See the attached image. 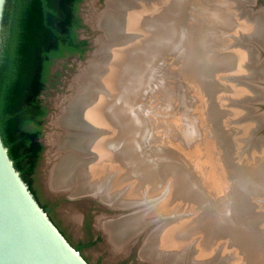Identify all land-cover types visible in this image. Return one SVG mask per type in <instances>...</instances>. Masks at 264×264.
Wrapping results in <instances>:
<instances>
[{
    "label": "rangeland",
    "instance_id": "374dc122",
    "mask_svg": "<svg viewBox=\"0 0 264 264\" xmlns=\"http://www.w3.org/2000/svg\"><path fill=\"white\" fill-rule=\"evenodd\" d=\"M91 1L84 0L79 8L83 26L79 29L78 35L79 38L88 41V49L83 54H69L55 59L46 88L41 95L42 103L48 110L41 137L45 149L31 178L32 187L37 193L40 204L48 208V214L54 223L73 245L82 248L83 256L91 264H159L160 262L163 264L160 259L152 256L144 258L142 251L146 244L151 243L150 236L171 221H183L179 227H183L182 231L191 228L197 230L193 232L194 236L190 237L193 240L191 244L186 245L180 252L181 264H189L188 259L191 257L188 256H193L198 251L195 244L200 239L208 241L209 236L215 239L214 244L212 241V246L209 247L212 248L211 259L193 264L217 262L223 264L237 259L239 261L231 264H242V262L252 264L251 259L254 256L258 264H264V216L261 220L264 215V182L260 183L258 179L254 183H249L243 179L249 178L260 164V159H264V152L259 148V143L264 142V76L259 81L255 76H241L245 66L244 60L240 61L238 69L228 73L225 69L222 72L216 69L212 78L208 79L209 83L200 85L196 82V77L194 78L186 70L187 67L182 66L181 59L172 58L170 53L165 51L164 63L160 64V66L164 64L161 66L163 74L160 75L159 72L160 77L157 76L159 80L155 78L157 82L152 80L149 83L152 87L145 85L143 89L135 92L134 116L132 115L131 122L132 152L135 155L128 163V168L133 170L134 176L128 178L126 187L123 185L121 190L131 186L138 187V183L143 181V188L139 189L141 202L123 203L120 198L126 189L122 191L123 193L119 192L118 195L110 198H105L106 194L101 195L103 189L102 193L110 191L116 175L123 172L119 162L113 164L114 166L110 168L111 172H108V166L103 167L99 172V178L105 179L102 181L106 182L99 190L75 193L76 195L71 193V195L67 188L57 192L48 188L46 178L52 166L66 157L64 155L66 151L62 152L59 142L62 135L69 134V131L66 134L63 132L69 127L65 121L61 123L60 120L68 111V101L73 92L72 82L98 48L97 39L101 31L91 22L90 15L92 16L91 11H93ZM105 1L97 0L96 5L102 7ZM154 1L151 0L148 4ZM158 2H162L165 6L171 5L169 7L171 10L177 8L174 4H170L171 0H158ZM223 2L233 9H238L237 18L240 21L246 20L245 16L253 18L258 13L264 14V0H187L186 19L180 17V11H176L174 19L169 17L164 21L172 23L175 20L176 28L199 31L204 35L207 34L209 25L214 24L211 12ZM139 4H145V1ZM221 30L222 28L217 32L214 31L210 37L205 35L204 43L210 51L226 49L227 43L232 41L231 34H220ZM226 39L228 41L224 46ZM172 44L174 42L170 45L168 41L167 45H170L168 48L171 49ZM238 44L251 48L254 54L261 56L262 63L264 62V50L255 48L254 39L251 37L239 39ZM205 56L199 57L203 60ZM254 60L252 67L258 65V59ZM239 71L241 73L237 74ZM213 82L214 86L221 85L224 88L218 86V91L213 96L211 94L210 99L209 88ZM154 85L158 87L155 88ZM205 86L208 88L206 89ZM241 86L254 88L260 93L252 98L246 93L238 96ZM242 109L247 112L241 117L242 114L239 113ZM256 117L261 121L258 122L255 130H251V123L248 120ZM148 126L153 129L146 134L145 128ZM102 134L104 136L101 137L103 138L101 142L113 133L104 130ZM126 137L128 139L130 134ZM89 150L93 148L89 147L85 151ZM85 157L91 162V167L100 159V155L94 158H90V155L83 156ZM89 169L90 172L92 169L90 167ZM91 173L93 174L92 171ZM107 175L110 176L109 179L106 178ZM83 179L88 178L85 175ZM83 183L86 184L85 181ZM250 187H255V190L250 191ZM167 192L169 195L166 197ZM164 201L168 203L166 205L168 211L161 212L160 209L157 218L145 222V228L142 226L131 229L128 235L121 238L122 241L128 240V242L132 239L127 250L123 247L115 250L108 243L107 233L101 226L103 221L107 220L118 225L119 222L127 219L122 214L123 209L131 207L143 209L147 206L143 210L146 211ZM69 208H76V211L78 209L77 222L66 216ZM127 212L126 209L125 214ZM245 213L246 217L248 215L250 217L243 227L241 224L243 218L240 214L245 215ZM233 214L234 217H229ZM229 222L234 228L240 229V234L243 229H249L250 233L243 237L246 240L245 237L249 236L246 246L234 242L235 232ZM142 232L143 234L140 235ZM204 246L208 248V245ZM150 253L161 255L166 252L155 250Z\"/></svg>",
    "mask_w": 264,
    "mask_h": 264
},
{
    "label": "bare ground",
    "instance_id": "6f19581e",
    "mask_svg": "<svg viewBox=\"0 0 264 264\" xmlns=\"http://www.w3.org/2000/svg\"><path fill=\"white\" fill-rule=\"evenodd\" d=\"M141 1H145V4H139ZM150 1L151 0H106L102 7L96 5L97 0L91 1L93 9V11H91L92 16L90 15L91 22L95 28L101 31L97 39L98 48L91 54L87 64L83 66L80 72L75 76L72 82L73 92L67 105L68 111L60 120L61 123L65 121L69 129L72 128L73 130H77L78 133H88L89 135L87 138L89 139L81 138L79 141L69 140L67 146L63 148L64 150L61 149L62 152L66 151L64 154L66 157L52 166L46 178L47 186L51 191L57 192L58 190L67 188L70 194L76 195L75 193L99 190L106 183L102 181L105 179L101 180V177L99 178V172L106 166L109 167L108 172H111L112 170L110 168L114 166L113 164L119 162L121 164L120 166L123 168V172L116 175L110 191L102 193L104 192L103 189L100 193L101 195L106 194L104 195L105 198L113 197L116 194L118 195L119 192L123 193L122 191L126 188L121 190L123 188L122 186L126 185L128 178L134 176L133 170H129L128 168L129 161L132 160V156L135 155L132 152L131 140L134 94L139 89H143L145 85H150V87H152L151 84H149L152 80H155V82L159 80L157 76L159 72L161 73L160 75L163 74V68L161 66L164 64L161 66L160 64L164 63L165 51L169 52L172 58L178 57L181 59L182 66L187 67L186 70H188L191 73L190 75L194 78L196 77V82L200 85H203L202 83H204V85L208 84V79L210 77L212 78L217 70L222 72L225 69L228 73L231 70L238 69L241 60H244L245 64L242 72L243 74L240 71L237 74L241 73V76H255L258 81L263 78L264 62L262 63L261 56L254 54L251 48L238 44L239 39L251 37L256 41L255 48L258 47V49L264 50L263 13H258L253 16V18L245 16L246 20L240 21L237 18V16H239L238 9H233L223 2V4H220L221 6L211 12L214 24L211 23L207 34L203 35L199 31L194 32L180 27L176 28L174 25L175 20L172 23H166L164 21L169 17L174 19L176 11H180V17L186 19L188 14L186 10L188 4L187 0H171L170 4H174L177 7L175 10L169 8L171 5L165 6L162 2L159 3L158 0L148 4ZM241 15L244 16L242 13ZM201 25L204 26V24ZM221 28L220 34L230 33L232 41L227 43L228 47H226V49L223 48L219 51H210L207 48V44L204 43V37L205 35L210 37L214 31L217 32L218 29ZM168 41L170 45L174 42L171 49L168 48L170 46L167 45ZM227 41L226 39L224 46H226ZM219 45H222V43H219ZM260 50H258V54H260ZM199 56L205 57L201 60ZM255 58L258 59V61L256 60L258 65L252 67V62L255 61ZM218 67H222V69ZM189 72L187 73L189 74ZM206 73H210L211 75ZM164 76H166L165 73ZM218 86L221 87V89L224 88L221 85ZM218 86H214V82L213 85L210 84L208 95L210 99L211 94L213 96L215 92L218 91ZM205 88L207 89L208 87L205 86ZM240 88L242 89L238 96L246 93L249 94L248 97L252 98L260 93L254 90V88L247 86H241ZM213 89H215L214 93H212ZM246 112V110L242 109L239 115L242 114V117L243 114L246 115ZM248 121L251 123V130H255L261 119L256 117ZM152 129V127H146V134ZM104 130L113 134L107 136L101 142V139H103L101 137L104 136L102 134ZM128 134H130V139L126 137ZM248 134L250 133L248 132ZM229 138H231L230 135ZM259 144V148L264 152V142L261 141ZM89 147L100 153V159L95 161L92 167L91 162L86 160V157L83 158V156H86L85 150H88ZM76 149L84 150V152L79 150L78 153ZM74 150L76 153L72 154ZM67 151H70V153ZM67 154L69 155L67 156ZM89 167L92 169L91 171L93 174L91 171H88ZM84 174L88 178L87 180L83 179L85 176ZM108 175L106 178L109 179L110 176L108 177ZM243 179L246 182L249 181V183H254L259 179L260 183H263L264 159H260V164L249 178ZM81 180L83 182L85 181L86 184ZM142 182L140 181L138 183V187L131 186L126 189L122 194V198H120L121 201L123 203L141 202L142 197L140 196L141 193L139 194V189H141V187L143 188ZM206 187H208V185ZM254 190L255 187H250V191ZM209 192L211 193L212 191ZM166 205H168V203L164 201L163 203H159L157 207L142 211L134 216H126L127 219L119 222L118 225L107 220L103 221L101 226L107 233L108 243L112 245L115 250H118L120 247L127 250V246L131 244L130 242L132 239L128 242V240L122 241L121 238L128 235L129 230H134L138 227L141 228L142 226L144 227L145 222L157 218L160 214V209H162L161 212L168 211L169 209ZM77 211L76 208H69L66 212V216L77 222L79 220ZM240 215L243 218L241 224L245 227L244 223L250 216L248 215L246 217V213L245 215ZM232 216L234 217L235 214L229 217ZM181 222L183 221H171L163 228H159L158 232L156 230V232L150 236L151 243L144 244L145 247L142 251L143 257L147 259L152 256L160 259L163 264H181V259H179L180 252L184 250L186 245L191 244L193 240L190 237L194 236L193 232L197 231L195 228L182 231L183 227L179 228ZM154 223H156V221ZM229 224L232 227L231 229H234L235 232V236L233 237L234 242H240L246 246L249 236L245 237L246 240L243 237L247 235V233H250L249 229H243L240 234V229L234 228L231 222H229ZM225 229L229 230V228ZM236 230L239 234L236 233ZM214 240L215 239L211 238V236H209L208 241L200 239V241L195 244L198 248L196 254L188 256L191 257L188 259L189 264H193L197 261L204 262L211 259L212 248L209 247L212 246V241L214 244ZM205 244L208 245V248L204 246ZM155 250L158 252L162 250L163 253H166H161V255H159V253L157 255L150 253ZM192 258L193 260H191ZM251 262L252 264H258L255 256L254 258L252 257ZM242 264L244 263L242 262Z\"/></svg>",
    "mask_w": 264,
    "mask_h": 264
},
{
    "label": "trees",
    "instance_id": "16d2710c",
    "mask_svg": "<svg viewBox=\"0 0 264 264\" xmlns=\"http://www.w3.org/2000/svg\"><path fill=\"white\" fill-rule=\"evenodd\" d=\"M82 1L7 0L4 13L0 134L16 169L37 200L31 178L45 149L41 137L48 114L41 95L55 59L87 50L88 41L78 35L83 26L79 15Z\"/></svg>",
    "mask_w": 264,
    "mask_h": 264
},
{
    "label": "water",
    "instance_id": "95a60500",
    "mask_svg": "<svg viewBox=\"0 0 264 264\" xmlns=\"http://www.w3.org/2000/svg\"><path fill=\"white\" fill-rule=\"evenodd\" d=\"M6 5L7 0H0V39ZM68 131L69 134H66ZM63 132L67 136L62 135L60 137L59 148L62 150L67 146L69 140L79 141L81 138L86 139L89 135L83 132L78 133L77 130L72 128ZM79 150L84 152V150L76 149L78 153ZM74 153H76L75 150L72 151V154ZM85 153L87 156L90 155V158L100 154L94 150ZM168 195L169 192L166 193V197ZM146 208L147 206L143 209L137 207L125 208L122 214L123 216H132ZM126 209L128 212L125 214ZM142 234L143 232L140 233V235ZM234 262H223V264ZM0 264H91L81 251L67 239L36 199L29 185L16 169L1 134ZM209 264H218V262Z\"/></svg>",
    "mask_w": 264,
    "mask_h": 264
},
{
    "label": "flooded vegetation",
    "instance_id": "af4514ba",
    "mask_svg": "<svg viewBox=\"0 0 264 264\" xmlns=\"http://www.w3.org/2000/svg\"><path fill=\"white\" fill-rule=\"evenodd\" d=\"M84 1V0H83ZM82 1V2H83ZM81 2V3H82ZM80 3V4H81ZM79 8H80V6H79ZM79 15H80V13H79ZM81 17V16H80ZM82 19V18H81ZM82 25H83V22H82ZM79 31V30H78ZM81 39V38H80ZM88 46H89V43H88ZM88 46H87V49H88ZM40 202V201H39ZM43 207H44V209L48 212V208L46 207V206H44L43 204H41ZM67 237V236H66ZM70 241V240H69ZM73 246H75L77 249H79L80 251H81V253H82V248L80 247V246H76V245H73Z\"/></svg>",
    "mask_w": 264,
    "mask_h": 264
}]
</instances>
